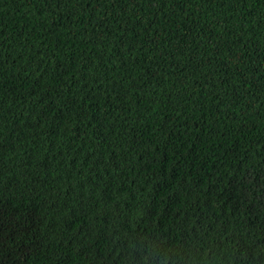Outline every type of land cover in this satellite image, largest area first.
<instances>
[{
    "label": "trees",
    "instance_id": "16d2710c",
    "mask_svg": "<svg viewBox=\"0 0 264 264\" xmlns=\"http://www.w3.org/2000/svg\"><path fill=\"white\" fill-rule=\"evenodd\" d=\"M0 264H264V0H0Z\"/></svg>",
    "mask_w": 264,
    "mask_h": 264
}]
</instances>
